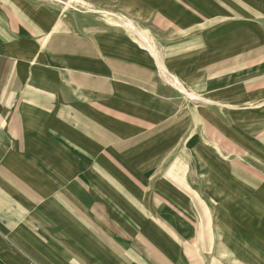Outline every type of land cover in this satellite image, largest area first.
<instances>
[{"label":"crops","instance_id":"1","mask_svg":"<svg viewBox=\"0 0 264 264\" xmlns=\"http://www.w3.org/2000/svg\"><path fill=\"white\" fill-rule=\"evenodd\" d=\"M236 65L258 104L264 0H0V264H264L250 165L156 180L178 227L139 203L154 181L123 172L174 164L134 150L180 141L182 86L235 89Z\"/></svg>","mask_w":264,"mask_h":264},{"label":"rangeland","instance_id":"2","mask_svg":"<svg viewBox=\"0 0 264 264\" xmlns=\"http://www.w3.org/2000/svg\"><path fill=\"white\" fill-rule=\"evenodd\" d=\"M217 44L218 50L226 49V46L232 50H244L248 49L249 45L242 41L234 43L219 41ZM241 68V65H236L235 89H226L225 82L222 84V82L215 81L206 82L209 87L198 89V92L182 86V106L179 111L182 115V131L186 132L182 133V139L176 141V138L172 136L169 138L166 134L164 142H174L170 144V149L164 146L163 149L134 150V156L140 159L145 157L153 158L152 161L157 163L160 160L165 163L168 161L174 163L139 165L136 169L127 167V171L123 170L127 173L132 169L139 176L146 177L151 182L154 181L153 184H148L150 190L140 195L139 203L151 205L158 212L163 209L167 211L164 214L156 213V219L162 221L170 217L171 222H174L172 224L177 227L179 224L177 222L182 220V215L176 209L177 204L170 202L164 192L154 190V197H152L151 189L158 179L170 180L177 189H182L183 169L188 175H194L196 179L204 181L216 175L213 173L216 168L212 166L216 161L226 162L234 159L239 165H250L251 174H256L261 179L264 178V110L259 111L264 109V99L256 105L245 101L244 94L248 90L244 91L243 87L244 83L248 86L249 75L239 73L243 70H240ZM217 85L224 89H215ZM179 96L176 94V97ZM175 103L178 101L176 100ZM260 113L262 115L258 117ZM163 125L167 126L165 123ZM175 129L178 130L179 126ZM174 145L175 147L178 145L181 149H174ZM202 184L203 190L209 186L206 182ZM144 188L145 186H139L142 191ZM147 193L151 195L147 197ZM171 229L174 228L171 227ZM181 231H176V233Z\"/></svg>","mask_w":264,"mask_h":264}]
</instances>
